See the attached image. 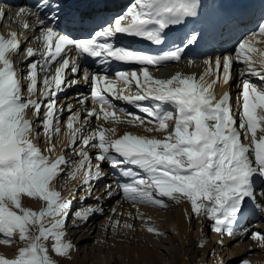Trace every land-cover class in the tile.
<instances>
[{
	"label": "snow or ice",
	"instance_id": "6c2138e0",
	"mask_svg": "<svg viewBox=\"0 0 264 264\" xmlns=\"http://www.w3.org/2000/svg\"><path fill=\"white\" fill-rule=\"evenodd\" d=\"M36 7L44 13V19L24 7L16 13L17 18L35 15L39 35L32 40L42 44L39 51L32 47L23 49L27 56L24 76L30 81L27 97L12 59L21 52V40L17 32H10L7 38L0 35V243H16L17 234L20 241L26 242L16 258L0 256V264H55L49 255V245L55 254L69 256L73 245L65 239L66 225L74 199L63 196L53 182L61 175L75 179L85 164L89 165V171L81 188H90L98 182L102 178L100 165L106 163L113 175L129 178L115 187L107 185L109 198L122 196L134 205L165 208L166 199L179 202L186 198L195 215L203 212L211 219L214 231L232 234L231 226L249 210L248 201L256 200L258 181L264 189V137L256 138L258 128L264 132V90H258L252 80L255 77L256 83L264 85V53H259L257 70L253 54L258 50L248 39L237 45L235 59L245 66L241 70L242 80L236 85L242 89L236 98V110L241 114L238 127L231 94L226 92L218 98L215 92L221 69L225 73L223 83L229 84L233 57H225L223 64L217 57L214 69L211 61L205 60L209 66L199 76L177 72L170 78L157 79L149 71L150 67H167L190 55H202L193 52V48L199 49L204 39L206 24L201 17L205 9L210 8L218 17L235 23L234 14L224 10V0H139L115 15L114 24L108 23L111 17L107 13L111 10L107 0H41ZM6 16L0 8V22ZM192 21H200V27L189 29ZM101 22L106 26L101 27ZM22 27L27 31L31 26L24 23ZM181 30L186 35L172 39L171 47L159 55L110 42L117 34H126L164 45L172 33ZM258 32L264 34V24ZM24 43L29 41L26 39ZM73 49L76 57L100 58L95 63L101 66L115 61L138 66L140 70H116L113 72L116 80L110 81L103 67L102 76L93 67L91 78L84 68L81 77L77 75L81 68L75 57L70 63ZM37 56L39 59H33ZM188 62L194 63L191 59ZM69 71L73 74L71 80L65 77ZM81 78L90 92L77 97L84 112L83 120L79 113L72 112L71 106L67 109V127L73 141L65 151H76L82 145L78 155L84 159L74 170L66 172L75 162L64 155H52L55 152L52 137L60 132L58 114L63 111L57 108L56 97L77 85ZM117 82L126 86L134 83L138 93L124 95L116 88ZM38 91L43 99L37 98ZM89 100L100 105L99 111L86 107ZM114 101L127 102L136 111L128 112ZM141 101L151 103L144 105ZM118 113L131 116L127 122L133 124L138 121L143 125L145 117L148 118L147 122L155 123V130L164 134L163 138L128 133L112 140L106 139L108 130L99 123L97 130L91 129L93 117L98 122L101 118L105 122H124ZM172 120L174 128L169 131L168 122ZM37 123L48 137L46 151L34 142V136L39 135ZM241 134L245 139L250 134L251 143H242ZM88 148L99 149L95 155L100 163L94 166V173ZM25 196L43 201L44 206L39 211L25 207L22 204ZM96 212L102 214L103 208H97ZM74 215L82 218L80 211ZM118 226L119 221L112 224L114 230ZM123 227L133 229L127 223ZM147 231L162 235L154 227H148ZM251 237L264 241V233L254 232Z\"/></svg>",
	"mask_w": 264,
	"mask_h": 264
},
{
	"label": "bare ground",
	"instance_id": "6f19581e",
	"mask_svg": "<svg viewBox=\"0 0 264 264\" xmlns=\"http://www.w3.org/2000/svg\"><path fill=\"white\" fill-rule=\"evenodd\" d=\"M5 29H6V21L4 22L3 25V30ZM258 34L259 35H257V37L261 39L258 40L252 37H250V39L259 41L264 44V34H260V33ZM250 44L258 50V52L254 54L259 55V53H264V46L262 47L261 44L257 42H251ZM220 59L221 61H224L222 60V58ZM204 61L205 60L198 61L194 67H192L188 62H185L183 64H179L178 66H174L160 72H165L164 75L162 76V77L165 76L163 79L170 78L172 75L176 74L177 72H181L183 74L194 73L198 76L200 72L204 71V69L207 66L204 63ZM213 63H215V61H212V64ZM158 73L159 72H151V74L155 78H157ZM231 76L232 78L229 83L235 84L236 82L235 74L232 72ZM228 87L229 84L228 85L219 84L216 90L218 92H222L223 90L228 89L231 92L236 93L237 90L239 89L236 85L231 87L230 89ZM77 97H78L77 93H72L70 95V102L68 103V107L71 106L72 108H74L72 111L73 113L81 114L83 113V109L81 108ZM60 103H62L63 106H65L66 99H63ZM232 103L234 105L236 104V102H232ZM88 105H89V101H86L87 108ZM149 124L151 125L150 128L153 129V131H148V129L150 128L144 129V127H132L130 125L127 126L125 125L122 127L114 126L111 128V130L114 129V132L111 131L112 134H109V136L111 139H115V137L121 135L122 131L126 129V130H132L134 132H138L135 135L145 136V137L146 135H149L151 137L162 139L164 134L155 130L157 125L155 123H149ZM168 124H169V131L173 130L174 128L173 122H168ZM59 128H61V126H59ZM93 128L97 130L95 126ZM36 130L39 132V135L34 136V142L42 150L46 151L48 147V137L45 135L44 131L40 129L38 123L36 124ZM68 130L69 129L67 127L65 133L59 132V134L53 135L52 143L55 145V152H56V154L55 152L52 154L53 156H57V153L61 150V148L66 145ZM140 133L142 135H140ZM71 140L73 141V137H71ZM78 143L79 140L76 141V144ZM82 147L83 146H80L76 151H70L67 155V160L75 162L76 155L78 154V152L81 150ZM93 149L94 148L87 149L88 153L91 152L89 154L91 156V159L95 158L96 160L94 163L91 161V165L93 163V167L91 168V171L94 168V166L99 163V161L96 159V156H93L95 154H92L95 153L92 152ZM80 158L82 160L83 157L80 156ZM78 164L79 161L75 162V164L74 163L71 164L69 168L65 169V171L68 172L74 170L78 166ZM88 171H89V165H87V167L84 166V168L81 171L77 172L75 179L61 175L56 181L53 182V187L57 191H60L63 196H65L66 198L71 197L74 199V203L71 210L72 215H70L69 221L66 225L67 233L65 237L67 241L71 242V244L73 245V249L70 250L69 256H63L62 258L61 257L58 258V261H60L61 264H104L102 260H98V259L96 260L94 259L95 257L92 255L101 247L104 249L111 248L115 252L113 255L114 257L111 260H107L106 264H138L141 262L142 258L151 257L155 254V252L157 253L160 252L161 250L168 253L171 264H183L184 260L186 259L185 257L177 254L178 252L171 253L172 251H169L168 249L166 250L164 247H158L157 249H153L148 246L146 247H142V245L140 246L138 243L139 241H136V239L138 238V233H137L138 230H137V226H135V222L137 217H139V214L134 211L126 212L122 210L118 204L112 206V203L117 196L114 195L112 198H109L106 195L108 191V188L106 186L111 184L113 185V187H115L116 185V183H114L112 180H109L108 184L105 187H103L102 191L99 190V187L96 184L93 185V183L90 188H81V185L85 180V175ZM95 171L96 169L93 171V173ZM101 172L108 174V170L105 169V167L101 168ZM106 177L107 176H105V178ZM262 191H264V189H262L261 187L256 188V193H255L256 199L260 202H264V195H261ZM89 193H91V195H89ZM27 198H28L27 204L29 205V207L32 208L34 211H39L40 209L39 200H36L35 198L26 197V199ZM118 202L122 203V205H127L134 209L139 207V205H130L133 203L127 199L126 202L130 204L123 202V200H119ZM172 202L174 201L168 200L166 201V204L170 208H173L172 206L169 205V203ZM101 207L103 208L102 214L96 212V209ZM249 208H251L250 205ZM113 209H115V212H113ZM76 211H80L82 218H77L74 215ZM250 211H251L250 209L246 211L244 213L245 216L253 213L252 211L251 212ZM162 212H167V211H162ZM191 217H192L191 213L187 212L186 215V212H182L181 210H178L172 214L171 227H168L166 228L165 231H162V233H168L169 235H171L172 237L171 239L174 242H176L182 249L193 248V250H195L197 245H194V241L199 240L198 233H193L194 232L193 230H197V232L200 231L202 227L201 221L199 219L197 221L196 219L192 221ZM250 219L252 220V217L247 218L246 220L249 221ZM115 221H119V226L114 230L112 224H114ZM209 221H207L206 223L207 227ZM245 222L246 221L242 219L238 223L232 225L235 228H232L231 232L235 231L236 233L234 232L231 234L229 239L231 238L232 239L231 242H229L228 244L237 243V245H235L234 248L240 249L241 251L244 249L247 251L257 250L260 248V243H259L260 240L251 237L250 240L246 242L251 236L253 229H251L250 227H245L244 226ZM126 223L133 225V229H127L123 227V225ZM243 226L245 228L244 230L241 231L240 229ZM259 231H263V229H259ZM96 233H98L97 236H95ZM121 233H123V235ZM114 238H120L122 240L121 242L123 243L122 244L120 243L115 244L116 242L113 243L112 240ZM164 244L168 245L169 243L164 242ZM228 244L226 245V247L228 246ZM215 245H217V243L215 244L208 242V246L205 250L206 254L204 253V255L205 256L207 255L208 250H210L211 252L213 251L214 255L215 253L217 254L216 258L213 257L214 260H217L215 264H222L223 257L227 258V255L228 256L231 255L228 254L229 248L227 251V249L221 248L222 244H220V247L217 248L215 247ZM2 248H4V250L5 248H7L8 249L7 252L11 251V249H9L10 246L8 247L2 246ZM10 253L1 254L0 252V255L1 256L8 255V257L6 258L14 259L10 256ZM196 259H197L196 256H193L189 261H187L186 264H194Z\"/></svg>",
	"mask_w": 264,
	"mask_h": 264
},
{
	"label": "rangeland",
	"instance_id": "374dc122",
	"mask_svg": "<svg viewBox=\"0 0 264 264\" xmlns=\"http://www.w3.org/2000/svg\"><path fill=\"white\" fill-rule=\"evenodd\" d=\"M261 137H264V132H262V131L259 132V129H258L257 134H256V138H257V140H259ZM77 145H80V142ZM80 146H82V145H80ZM78 148L79 147H77L76 150ZM93 156H96V155H93ZM83 159L84 158H82V160ZM94 159L95 158L91 159V161L93 163L95 162ZM78 161L80 162L81 158H80V155L77 154L75 162H78ZM93 163H92V166H93ZM87 165L85 164L84 166L87 167ZM106 184L107 183L98 186L99 190L102 191L103 187H105ZM257 184H258V182H257ZM119 200H123V202L130 204V203L126 202V199L117 196L114 199L112 206H115L116 204H118L119 207L126 212L134 211V212H137L139 214V217H137L136 222H135V226H137V230H138L137 231L138 238L136 239V241H139L138 243L140 246L142 245V247L148 246V247H151L153 249H157L158 247H164L166 250L168 249L169 251H172L171 253L178 252L177 254L185 257V259H186V260H184L183 264H186L187 261H189L193 256H196V258H197L194 264H215L217 262V260H214L213 257L216 258L217 254L215 253V255H214L213 251L211 252L210 250H208L206 256L204 255V253H205V250L208 246V242L209 243H215V244L217 243V245H215L216 248L220 247V244H222L221 248L227 249V251L229 248L228 254L229 255L231 254L230 256L227 255V258L223 257V260H222L223 263L222 264H242V261H247L248 264H264V252H263L264 251V241L261 242V240H260V242H259L260 248L257 250L247 251L244 249L241 251L240 249L234 248L235 245H237V243L228 244L229 242H231V239H232V238L229 239L231 234H229L227 231H224V233H226L228 235L223 234L222 236H219L218 232L214 231L212 228V225H211L212 222H210L211 219L208 216L204 215L203 212L199 216L195 215L192 211L191 202L189 200H187L186 198H181L179 200V202L169 203V205L172 206L173 208H170L168 205L166 208L165 207L164 208L163 207L158 208L156 206H149V205L144 206L143 204L142 205L136 204V205H139V207L134 209V208L129 207L127 205H122V203L118 202ZM166 201H168V200H166ZM204 203H208V202L204 201ZM22 204L25 207H27L25 201L24 202L22 201ZM130 205H134V204H130ZM259 206H261L262 209H264V202H259ZM250 207H251V205H250ZM178 210H181L182 212H186V215H187V212L191 213L192 214V217H191L192 221L195 219H196V221L198 219L201 221L202 227H201L200 231L197 232V230H193L194 231L193 233H198V239H199V240L194 241V245H197L195 250H193V248L182 249L176 242H174L171 239L172 238L171 235H169L168 233H162V231H165L166 228L171 227V225H172V214ZM162 211H167V212H162ZM258 217L259 218L261 217V219H262V217H264V215L259 213V216H257V219L255 220L254 224H253V219L252 220L250 219L249 221L246 220V222L244 224L245 227H250L251 229H253L252 233H254V232L264 233V223L261 222V219H259ZM207 221H209L208 227L206 225ZM251 224H253V225H251ZM244 226L240 229L241 231L244 230V228H245ZM148 227L156 228L160 233H162V235H155L153 233H149L147 231ZM259 229H263V231H259ZM234 232H231V233H234ZM121 234L123 235V233H121ZM97 235H98V233L95 234V236H97ZM250 238H251V236L249 237V239L246 242H248L250 240ZM109 239H110V236H109ZM115 239H117V240H115ZM121 241L122 240L120 238H114L112 240L113 243L116 242L115 244H117V243L122 244L123 242H121ZM164 242H168L169 244L166 245V244H164ZM227 244H228V246L226 247ZM0 246H1L0 247L1 254L2 253L6 254V253L11 252L10 256L12 258H16L19 254V249L26 246V242L20 241L18 234H17L16 243H13L10 245L0 243ZM2 246L3 247L10 246L9 249H11V251L7 252L8 249L5 248V250H4V248H2ZM49 252H51L50 247H49ZM114 253L115 252L111 248H105L104 249L101 247L92 255L95 257L94 259L102 260L103 263L106 264L107 260H111L114 257L113 256ZM54 254H55L54 252L49 253L51 259L55 262V264H61L60 261H56V260H58V258H56V260H54V257H55V256H53ZM5 257H8V255H5ZM138 264H171V262L169 260L168 253L161 250L160 252H157V253L155 252V254L151 257L142 258L141 262Z\"/></svg>",
	"mask_w": 264,
	"mask_h": 264
}]
</instances>
